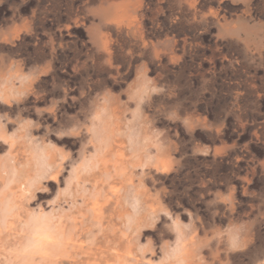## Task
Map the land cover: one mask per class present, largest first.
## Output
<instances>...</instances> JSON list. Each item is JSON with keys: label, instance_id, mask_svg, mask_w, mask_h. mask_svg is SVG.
Here are the masks:
<instances>
[{"label": "rangeland", "instance_id": "374dc122", "mask_svg": "<svg viewBox=\"0 0 264 264\" xmlns=\"http://www.w3.org/2000/svg\"><path fill=\"white\" fill-rule=\"evenodd\" d=\"M0 123V264H167L174 219L205 264H264V0H0Z\"/></svg>", "mask_w": 264, "mask_h": 264}, {"label": "bare ground", "instance_id": "6f19581e", "mask_svg": "<svg viewBox=\"0 0 264 264\" xmlns=\"http://www.w3.org/2000/svg\"><path fill=\"white\" fill-rule=\"evenodd\" d=\"M109 55V54H108ZM112 57V56H111ZM109 58H110V56H109ZM24 83V82H23ZM28 83V82H27ZM8 84H10V83H8ZM21 85H22V83H21ZM9 86V85H8ZM12 86V85H11ZM23 86V85H22ZM24 86H25V84H24ZM27 86H28V84H27ZM27 86H25V87H27ZM24 87V88H25ZM6 89V88H5ZM28 89V88H27ZM4 90V89H3ZM2 90V91H3ZM19 90V89H18ZM32 90V89H31ZM2 91H1V93H2ZM5 91V90H4ZM10 91V90H9ZM20 91V90H19ZM69 95V94H68ZM67 99H68V97H67ZM107 105V104H106ZM107 109V108H106ZM105 109V110H106ZM109 109V108H108ZM106 112V111H105ZM113 115V114H112ZM120 116V114L118 115V117ZM96 117V116H95ZM113 118V117H112ZM120 118V117H119ZM117 120H119V119H117ZM98 121H100V118H99V120ZM113 121V120H112ZM111 121V122H112ZM120 121V120H119ZM110 122V123H111ZM118 122V121H117ZM120 123H121V121H120ZM0 125H1V123H0ZM24 126V125H23ZM29 126V125H28ZM33 126V125H32ZM27 127V126H26ZM116 128V127H115ZM4 129V128H3ZM106 129V128H105ZM120 130V129H119ZM4 131V130H3ZM32 131V130H31ZM88 131V130H87ZM121 131V130H120ZM28 132V131H27ZM107 132V134H108V131H106ZM7 133V132H6ZM33 133V132H32ZM114 133V132H113ZM113 133H111V134H113ZM117 133V132H116ZM8 134V133H7ZM90 134V133H89ZM119 134V133H118ZM136 134V133H135ZM134 134V135H135ZM14 135V134H13ZM12 134L10 135L11 137L13 136ZM30 135V134H29ZM117 135V134H116ZM17 136V135H16ZM26 136V135H25ZM24 136V137H25ZM35 135L33 134V136L32 137H34ZM104 136H105V134H104ZM109 137H110V135H108ZM4 137V136H3ZM7 137V136H6ZM5 137V138H6ZM21 137V136H20ZM38 137V136H37ZM108 137V138H109ZM114 137V136H113ZM116 138L118 137V135L117 136H115ZM134 137V136H133ZM10 138V137H9ZM17 138V137H16ZM22 138V137H21ZM20 138V139H21ZM36 138V137H35ZM132 138V137H131ZM19 139V140H20ZM32 139V138H31ZM34 139V138H33ZM38 139V138H37ZM18 140V141H19ZM34 140H36V139H34ZM111 140H112V138H111ZM110 140V141H111ZM137 140H139V138L137 139ZM11 141H13V140H11ZM97 141V140H96ZM99 141V140H98ZM107 141V140H106ZM14 142V141H13ZM29 142L31 143V140H29ZM37 142V141H36ZM39 142V141H38ZM116 142V141H115ZM138 142V141H137ZM117 143V142H116ZM14 144V143H13ZM18 144V143H17ZM20 144V143H19ZM91 144V143H90ZM97 144V143H96ZM99 144H101L102 145V143H99ZM104 144V143H103ZM108 144V143H107ZM121 144V143H120ZM129 144V143H128ZM136 145H138L137 143H135ZM126 145V144H125ZM10 146H12V145H10ZM36 147L37 146H40V144L38 145V143H37V145H35ZM42 146V145H41ZM131 146V145H130ZM14 147V146H13ZM32 147H33V145H32ZM30 148V149H33V148ZM48 147V146H47ZM91 147H93V146H91ZM102 147V146H101ZM105 147V146H104ZM103 147V148H104ZM108 147H109V145H108ZM89 148V147H88ZM126 148H128V147H126ZM136 148H137V146H136ZM43 148H40V151L42 152L43 150H42ZM138 149V148H137ZM35 150V149H34ZM39 150V149H38ZM33 151V150H32ZM45 152H46V150H44ZM43 151V152H44ZM50 151V150H49ZM91 151V150H90ZM97 151V150H96ZM37 152V151H36ZM42 152V153H43ZM48 152V151H47ZM54 152V151H53ZM120 152V151H119ZM123 152V151H122ZM121 152V153H122ZM131 152V151H130ZM29 153V152H28ZM38 153H40L39 151H38ZM65 153V152H64ZM98 153V152H97ZM121 153H118V154H120L121 155ZM138 153V152H137ZM23 154V153H22ZM32 154V153H31ZM41 154V153H40ZM50 154V153H49ZM86 154H88V153H86ZM47 155V154H46ZM51 155V154H50ZM95 155H96V153H95ZM120 155H118V156H120ZM142 155V154H141ZM140 155V156H141ZM35 156V155H34ZM61 156V155H60ZM59 156V157H60ZM70 156V155H69ZM92 156V155H91ZM126 156V155H125ZM124 156V157H125ZM145 156V155H144ZM151 156V155H150ZM40 157V156H39ZM44 157H46V156H44ZM55 157V156H54ZM62 157V156H61ZM64 157V156H63ZM89 157V156H88ZM130 157V156H129ZM148 157V156H147ZM47 158V157H46ZM95 158V157H94ZM116 158V157H115ZM135 158V157H134ZM138 158V157H137ZM35 159V158H34ZM44 158H42V160H43ZM96 159V158H95ZM109 159V158H108ZM112 159V158H111ZM114 159V158H113ZM150 159H152V158H150ZM28 160V159H27ZM87 160V159H86ZM104 160V159H103ZM131 160H133V159H131ZM140 160V159H139ZM44 161V160H43ZM126 161V160H125ZM130 161V160H129ZM28 162V161H27ZM27 162L25 163V164H27ZM69 162V161H68ZM121 162V161H120ZM133 162V161H132ZM146 162V161H145ZM73 163V162H72ZM76 163V162H75ZM142 163H143V161H142ZM35 164V163H34ZM82 165H83V163H81ZM81 164H79L80 166H81ZM104 164V163H103ZM115 164V163H114ZM125 164V163H124ZM169 164V163H168ZM21 165V164H20ZM20 165H19V167H20ZM85 165V164H84ZM83 165V166H84ZM133 165V164H132ZM170 165V164H169ZM2 166V165H1ZM8 166V165H7ZM24 166H26V165H24ZM37 167L39 166V168H41V169H38L37 171H38V173L39 174H42V173H44V174H46L47 175V173H48V177H50V179H51V181L53 180V181H55V182H57L58 181V179L60 178L59 177V173L61 172V170H62V166H63V163L62 162H57L56 160H54L53 158H49V160H45L44 162H43V165L42 166H40V165H36ZM70 166V165H69ZM75 166V165H74ZM93 166H95V165H93ZM92 166V167H93ZM127 166V165H126ZM13 167H14V164H13ZM23 167V166H22ZM35 167V166H34ZM72 167H73V165H72ZM71 167V168H72ZM88 167V166H87ZM91 167V166H90ZM96 167V166H95ZM114 167V166H113ZM112 167V168H113ZM142 167V166H141ZM141 167H139V168H141ZM26 167H24V169H25ZM70 168V169H71ZM81 168V167H80ZM79 168V169H80ZM97 168H98V166H97ZM128 168V167H127ZM143 168V167H142ZM146 168V167H145ZM152 168V167H151ZM17 169V168H16ZM78 169V168H77ZM85 169V168H84ZM144 169V168H143ZM33 170H35V169H33ZM32 170V171H33ZM82 170H83V168H82ZM93 169H91V171H92ZM153 170V169H152ZM18 171V170H17ZM31 171V172H32ZM73 171V170H72ZM102 171V170H101ZM115 171V170H114ZM147 171V170H146ZM26 172V171H25ZM80 173L82 172L81 170L79 171ZM77 170H74V172H73V175H72V178L71 179H68V184H71L72 182H74V180H75V182L73 183L74 185L76 184V185H78V184H80L79 186H81L82 184H83V182H85L86 180L88 181L89 180V178L91 177V175L90 176H88V175H86L87 174V172H84V173H86L85 175H82V174H80ZM89 172V171H88ZM106 172V171H105ZM137 172V171H136ZM151 172V171H150ZM12 173H13V171H12ZM32 173H34V172H32ZM36 173V172H35ZM34 173V174H35ZM37 173V174H38ZM90 173V172H89ZM92 173V172H91ZM104 173V172H103ZM109 173V172H108ZM142 173V172H141ZM14 174V173H13ZM17 174V173H16ZM20 174H21V172H20ZM27 174V173H26ZM118 174V173H117ZM146 174V173H145ZM144 174V175H145ZM2 175V174H1ZM4 175V174H3ZM29 175V174H28ZM27 175V176H28ZM104 175V174H103ZM102 175V176H103ZM6 176V175H5ZM4 176V177H5ZM19 177V175H16L15 177ZM27 176H25L24 175V178L25 177H27ZM35 176H37V175H35ZM34 176V177H35ZM42 176V175H41ZM41 176H37V178H39L40 180L42 179L41 178ZM62 176V175H61ZM126 176V175H125ZM152 176H153V174H152ZM18 177H17V179H18ZM43 177V176H42ZM45 177V176H44ZM44 177H43V179H44ZM104 177V176H103ZM109 177V176H108ZM149 177V176H148ZM147 177V178H148ZM28 178H29V176H28ZM32 178V177H31ZM68 178V177H67ZM113 178V177H112ZM137 178V177H136ZM146 178V179H147ZM151 178V177H150ZM14 179H16V178H14ZM27 179V178H26ZM33 179H35V178H33ZM39 179H38V181H39ZM46 179H48L47 177H46ZM74 179V180H73ZM128 179V178H127ZM143 179V178H142ZM20 180V179H19ZM32 180V179H31ZM30 180V181H31ZM36 181H37V179H35ZM98 180V179H97ZM105 180V179H104ZM131 180V179H130ZM154 180V179H153ZM18 181V180H17ZM16 181V182H17ZM23 181V180H22ZM25 181H27V180H25ZM28 181H29V179H28ZM34 181V180H33ZM90 181V180H89ZM88 181V182H89ZM9 182H11V180H9ZM98 182V181H97ZM116 181H111L110 183H109V188H110V194L111 195H113V196H118L119 197V194H120V190H121V186H118V184L117 183H115ZM140 182V181H139ZM1 183V182H0ZM29 183L30 182H28V185H29ZM36 183V182H35ZM35 183H33V184H35ZM103 183V182H102ZM102 183H100V184H102ZM145 183V182H144ZM146 183H147V181H146ZM10 184V183H9ZM25 184V183H24ZM30 184H32V183H30ZM37 184H38V182H37ZM49 184V183H48ZM99 184V183H98ZM120 184V183H119ZM131 184H133V183H131ZM143 184V183H142ZM43 185V184H42ZM56 185V184H55ZM65 185H67V182H66V184ZM139 185V184H138ZM1 186H3V185H1ZM20 186H21V184H20ZM34 186V185H33ZM52 186V185H51ZM103 186V185H102ZM130 186V185H129ZM133 186V185H132ZM140 186H142V185H140ZM22 187H23V185H22ZM25 188H27V187H29V186H24ZM32 187V186H31ZM35 187V186H34ZM68 187V186H67ZM8 188V187H7ZM13 188H15V186H10V189L13 191L12 193H14V194H16V192H15V190H13ZM20 188V187H19ZM77 188V187H76ZM133 188V187H132ZM138 188V187H137ZM24 189V188H23ZM22 189V190H23ZM58 189H60V186L58 187ZM71 189V188H70ZM69 189V190H70ZM81 189L83 190V187L81 186ZM80 189V190H81ZM93 189V188H92ZM96 189V188H95ZM98 189V188H97ZM102 189V188H101ZM129 189V188H128ZM20 190V189H19ZM81 190V191H82ZM135 190V189H134ZM146 190V189H145ZM16 191H17V189H16ZM32 191V190H31ZM75 191V190H74ZM96 191H98V190H96ZM130 191V190H129ZM154 191H155V189H154ZM2 192V191H1ZM24 192H25V190H24ZM28 192H30V191H28ZM83 192H84V190H83ZM93 192H95V191H93ZM99 192H100V190H99ZM26 193V192H25ZM25 193H23V192H20V193H18L19 195L18 196H20V197H22ZM60 193V192H59ZM79 193V192H78ZM87 193V192H86ZM85 193V194H86ZM89 193V192H88ZM133 193V192H132ZM29 194V193H28ZM77 194V193H76ZM84 194V195H85ZM166 194V193H165ZM0 195H1V193H0ZM10 195V194H9ZM17 195V194H16ZM74 194H72V196H73ZM78 195V194H77ZM91 195V194H90ZM122 195V194H121ZM131 195V194H130ZM136 195V201L138 200V202L140 201V206H138V210H136L135 212L137 213V216H136V222H138V224L139 223H141V221L143 220H146L148 217H150L151 216V214H157V212H158V210H159V208L157 207V206H155V204H150L148 207H144L145 206V203H147L148 201V192L147 191H141V192H139V193H136L135 194ZM57 196V195H56ZM67 196V195H66ZM69 196V195H68ZM87 196V195H86ZM89 196V195H88ZM122 196H126L125 194L124 195H122ZM58 197V196H57ZM62 197H63V195H62ZM91 197H92V195H91ZM90 197V198H91ZM129 197V196H128ZM133 197H134V194H133ZM133 197H132V200L133 201H135L134 199H133ZM164 197V196H163ZM17 198V197H16ZM25 198H27V197H25ZM31 198V197H30ZM29 198V199H30ZM60 198V197H59ZM110 198V197H109ZM19 199V198H18ZM23 199V198H22ZM28 199V198H27ZM28 199V200H29ZM75 199H76V197H75ZM86 199V198H85ZM93 199V198H92ZM100 199V198H99ZM118 199V198H117ZM129 199H131V198H129ZM156 199V198H155ZM153 200V199H152ZM60 201V200H59ZM79 201V200H78ZM89 201V200H88ZM95 201H96V199H95ZM133 201H131V202H133ZM157 201H158V199H157ZM19 202V201H18ZM130 202V203H131ZM138 202H137V204L136 205H139L138 204ZM11 203H13V202H11ZM11 203H9L8 202V204H11ZM21 203V202H20ZM57 203V202H56ZM69 203H70V200H69ZM85 203H87V202H85ZM98 203V202H97ZM96 203V204H97ZM107 203V202H106ZM105 203V204H106ZM133 203H136V202H133ZM132 203V204H133ZM8 204H7V211H10V210H12V209H10L9 207H8ZM14 204V203H13ZM71 204V203H70ZM76 204V203H75ZM90 204V203H89ZM94 204V203H93ZM114 204V203H113ZM121 204V203H120ZM16 205V204H15ZM15 205H11V206H15ZM92 205V204H91ZM95 205V204H94ZM131 205V204H130ZM59 206V205H58ZM71 206V205H70ZM77 206H79V205H77ZM89 206V205H88ZM93 206V205H92ZM17 207H20V206H17ZM26 207V206H25ZM72 207V206H71ZM80 207V206H79ZM87 207V206H86ZM101 207H102V204H101ZM112 207V206H111ZM134 208H135V205L133 206ZM53 208V207H52ZM76 208V207H75ZM81 208H82V206H81ZM95 208V207H94ZM104 208H105V206H104ZM137 208V207H136ZM165 208H166V206H165ZM164 208V210L168 213V214H170V212L167 210V209H165ZM10 209V210H9ZM17 209V208H16ZM15 209V210H16ZM39 209V208H38ZM73 209V208H72ZM86 209V208H85ZM84 209V210H85ZM162 209V208H161ZM13 210H14V208H13ZM29 210V209H28ZM41 210V209H40ZM55 210V209H54ZM79 210H80V208H79ZM78 210V211H79ZM82 210V209H81ZM96 210V209H95ZM116 210V209H115ZM120 210V209H119ZM6 211V212H7ZM33 211V210H32ZM39 210H37L36 212H35V214L38 212ZM58 211V210H57ZM64 211V210H63ZM66 211V210H65ZM83 211V210H82ZM88 211H89V208H88ZM18 212V211H17ZM17 212H16V214H17ZM54 212V211H53ZM71 212H73V210L71 211ZM84 212V211H83ZM93 212V211H92ZM8 214H9V212H7ZM7 213H6V215H7ZM33 214H34V211L32 212ZM39 213V212H38ZM45 213V212H44ZM44 213H41V214H44ZM63 213V212H62ZM87 213V212H86ZM85 213V214H86ZM91 213V212H90ZM132 213H133V211H132ZM1 214V213H0ZM80 214H81V212H80ZM29 215H31L32 216V214H29ZM39 215V214H38ZM38 215H37V217H38ZM50 215H51V213H50ZM49 215V216H50ZM79 215V213L77 214V216ZM92 215H93V213H92ZM95 215L98 217V221H96V223L97 224H99L100 226L101 225H103V219L105 218V216H104V209H102V208H100L99 209V212L98 211H95ZM163 215V214H162ZM9 216V215H8ZM17 216H19V214L17 215ZM73 216V215H72ZM122 216H123V214H120V218H122ZM134 216V215H133ZM166 216V215H165ZM20 217V216H19ZM29 217V216H28ZM33 217V216H32ZM43 217V216H42ZM47 217V216H46ZM50 217H53V216H50ZM57 217V216H56ZM67 217V216H66ZM168 217V216H167ZM22 218V217H21ZM69 218V217H68ZM89 218V217H88ZM129 218V217H128ZM127 218V219H128ZM15 219V218H14ZM24 219V218H23ZM32 219V218H31ZM35 219V218H34ZM38 219H40V218H38ZM48 219V218H47ZM54 219V218H53ZM93 219V218H92ZM92 219H90V220H92ZM124 219H126V217L124 218ZM24 220H26L27 221V219H24ZM44 220V219H43ZM57 220V219H56ZM72 220V219H71ZM76 220V219H75ZM74 220V221H75ZM85 220H87V219H85ZM94 220V219H93ZM154 220V219H153ZM5 221H6V219H5ZM15 221V220H14ZM20 221V220H19ZM49 221V220H48ZM50 221H52V220H50ZM80 221V220H79ZM128 221V220H127ZM130 221V220H129ZM134 221V220H133ZM142 221V222H143ZM151 221V220H150ZM149 221V222H150ZM174 221H175V225H176V228H177V237H176V239H175V245L173 246V249L171 250V251H168V256H169V258L171 259L170 261H169V259H168V262L169 263H167V264H205V261H206V259H205V257L202 255V252H201V250L200 249H198V248H196L195 247V245L194 244H196L195 243V235H194V233H193V231H188V232H185L184 230H183V228H181L180 227V224H179V221H177V220H175L174 219ZM22 222V221H21ZM29 222V221H28ZM36 222V221H35ZM41 222H43V221H41ZM60 222H61V220H60ZM82 222V221H81ZM118 222V221H117ZM37 223V222H36ZM59 223V222H58ZM9 224V223H8ZM23 224H24V222H23ZM26 224V223H25ZM44 224H46V222H44ZM61 224V223H60ZM68 224H69V222H68ZM68 224H66V225H68ZM72 224V223H71ZM133 224V223H132ZM30 225V224H29ZM49 225L51 226V224L49 223ZM56 225V224H55ZM54 225V226H55ZM70 225V224H69ZM73 225V224H72ZM78 225V224H77ZM83 225V224H82ZM114 225V224H113ZM123 225V224H122ZM6 226V225H5ZM10 226V225H9ZM13 226V225H12ZM33 226V225H32ZM39 226H40V224H39ZM38 226V227H39ZM43 226V225H42ZM71 226V225H70ZM94 226V225H93ZM92 226V227H93ZM96 226V225H95ZM111 226V225H110ZM126 226V225H125ZM131 226V225H130ZM134 226H136V225H134ZM137 226H139V225H137ZM183 226V225H182ZM7 227V226H6ZM57 226H55L54 228H56ZM69 227V226H68ZM107 227H108V225H107ZM123 227V226H122ZM126 227H128V225L126 226ZM2 228V227H1ZM29 228V227H28ZM40 228V227H39ZM39 228H37V229H39ZM44 228V226L42 227V229ZM46 228V227H45ZM67 228V227H66ZM70 228V227H69ZM85 228V227H84ZM86 228H88V227H86ZM95 228H97V226L96 227H94V229ZM136 228V227H135ZM185 228V227H184ZM53 229V228H52ZM57 229V228H56ZM62 229V228H61ZM98 229V228H97ZM106 229V228H105ZM3 230V229H2ZM10 230V229H9ZM30 230V229H29ZM68 230V229H67ZM66 230V231H67ZM83 230V229H82ZM129 230H131L130 228H129ZM137 230H139L138 228H137ZM136 230V231H137ZM33 231H36V228H35V230H33ZM46 231V230H45ZM45 231H43V234H44V232ZM50 231V230H49ZM64 231V230H63ZM86 231V230H85ZM120 231V230H119ZM128 231V230H127ZM56 232V231H55ZM54 232V233H55ZM76 232V231H75ZM81 232V231H80ZM125 232V231H124ZM134 232V231H133ZM50 233V232H49ZM58 233V232H57ZM73 233V232H72ZM90 233V232H89ZM100 233V232H99ZM102 233V232H101ZM136 233V232H135ZM138 233V232H137ZM33 234V233H32ZM87 234H88V232H87ZM131 234H132V232H131ZM64 235V234H63ZM72 235V234H71ZM77 235V234H76ZM82 235V234H81ZM113 235V234H112ZM129 235V234H128ZM133 235H135L134 233H133ZM65 236H67V235H65ZM79 236V235H78ZM84 236V235H83ZM95 236H97L96 234H95ZM127 236V235H126ZM240 236V235H239ZM108 237V236H107ZM113 237V236H112ZM133 237V236H132ZM39 238V241H41L42 239H40V237H38ZM43 238V237H42ZM63 238V237H62ZM32 239V238H31ZM47 239L48 240H50L51 239V235H49L48 234V236H47ZM53 239V238H52ZM101 239H102V237H101ZM230 239H231V237H230ZM240 239V238H239ZM28 240V239H27ZM36 240V242H37V239H35ZM68 240V239H67ZM75 240V239H74ZM77 240V239H76ZM95 240V239H94ZM108 240V239H107ZM109 240H111V239H109ZM128 240V239H127ZM246 240V239H245ZM32 241V240H31ZM55 241V240H54ZM60 241H62V240H60ZM85 241V240H84ZM221 241V240H220ZM240 241H241V239H240ZM247 241V240H246ZM27 242V241H26ZM33 242V241H32ZM45 242V241H44ZM106 242V241H105ZM30 243V242H29ZM38 243V242H37ZM58 243H59V241H58ZM70 243V242H69ZM96 243V242H95ZM102 243V242H101ZM30 244H32V243H30ZM60 244H62V243H60ZM59 244V245H60ZM64 244V243H63ZM245 244H246V242H245ZM33 245H35V244H33ZM86 245V244H85ZM94 245V244H93ZM103 245V244H102ZM24 246V245H23ZM98 246V245H97ZM120 245H118V247H119ZM122 246V245H121ZM137 246V245H136ZM202 246V245H201ZM32 247V246H31ZM34 247V246H33ZM36 247V246H35ZM40 247V246H39ZM123 247V246H122ZM121 247V248H122ZM24 248V247H23ZM28 248H30V247H28ZM63 248V247H62ZM82 248V247H81ZM89 248V247H88ZM203 248V247H202ZM20 249H21V247H20ZM36 250H39V249H37V248H35ZM64 249V248H63ZM23 250V249H22ZM70 250V249H69ZM79 250V249H78ZM87 250V249H86ZM119 250V249H118ZM118 250H116V253H117V264H124V261L126 260L125 258H122V256H121V253H119V251ZM29 251V250H28ZM33 251H35V250H33ZM74 251V250H73ZM92 251V250H91ZM138 251V250H137ZM21 252V251H20ZM57 252V251H56ZM90 252V251H89ZM124 252V251H123ZM125 252H126V250H125ZM35 254L37 253V252H34ZM33 253V254H34ZM126 253H129V254H132L133 252H132V249L131 248H128L127 249V252ZM137 253V252H136ZM140 253H142V252H140ZM227 253V252H226ZM32 254V253H31ZM30 254V255H31ZM33 254H32V256H33ZM52 254H54V253H52ZM100 254H103V253H100ZM143 254V253H142ZM141 254V255H142ZM159 254V253H158ZM66 255V254H65ZM74 255H75V253H74ZM98 255V254H97ZM140 255V256H141ZM212 255V254H211ZM40 256V255H39ZM56 256V255H55ZM72 256V255H71ZM132 257H133V255H131ZM138 256V255H137ZM168 256H166V257H168ZM226 256V255H225ZM74 257V256H73ZM80 257V256H79ZM78 257V258H79ZM57 258H58V256H57ZM96 258V257H95ZM136 258V257H135ZM41 259V258H40ZM72 259V258H71ZM149 259V258H148ZM151 259V258H150ZM163 259V258H162ZM167 259V258H166ZM212 259V258H211ZM134 260V259H133ZM138 260V259H137ZM136 261V260H135ZM142 261V260H141ZM145 261V260H144ZM159 261V260H158ZM161 261V260H160ZM65 262V261H64ZM99 262V261H98ZM110 262V261H109ZM137 262V261H136ZM143 262V261H142ZM154 262H156V261H154ZM154 262L153 261H149V264H154ZM164 262V261H163ZM167 262V261H166ZM51 263V262H50ZM103 263V262H102ZM127 263V262H126ZM129 263V262H128ZM131 263V262H130ZM133 263V262H132ZM146 263V262H145ZM101 264V263H100ZM105 264V263H104ZM107 264V263H106ZM113 264H114V262H113ZM159 264H162V262H159ZM164 264V263H163ZM216 264V263H215Z\"/></svg>", "mask_w": 264, "mask_h": 264}]
</instances>
